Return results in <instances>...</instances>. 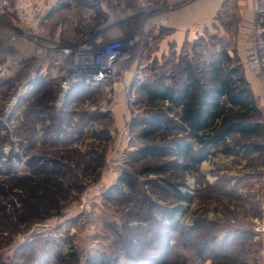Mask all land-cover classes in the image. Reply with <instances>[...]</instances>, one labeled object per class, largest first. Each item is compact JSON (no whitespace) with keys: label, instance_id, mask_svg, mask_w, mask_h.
<instances>
[{"label":"rangeland","instance_id":"374dc122","mask_svg":"<svg viewBox=\"0 0 264 264\" xmlns=\"http://www.w3.org/2000/svg\"><path fill=\"white\" fill-rule=\"evenodd\" d=\"M1 1L0 56L8 68L0 79V264H36V255L45 249L64 256L57 264H85L86 257L98 250L119 256L120 263L129 249L137 256L154 254L165 221L156 207L179 203L171 183L191 191L194 199L177 215L179 229L172 233L162 264H264L262 241L254 229L263 214L264 138H258L260 151L219 152L185 171L174 154L142 158L135 153L145 143L170 146L180 132H161L144 140L130 125L132 115L144 107L158 111L166 106L135 103L136 75L143 70V75L154 78L162 70L165 81L172 83L182 53L205 59L220 48H227L240 65L264 122V71L257 92L248 80L255 71L247 69L242 59L258 20L244 35L239 31L238 0H225L211 23L190 35L169 25L172 13L189 1L170 8L166 0H40L48 8L44 26L60 31L66 45H76L89 35L105 41L136 37L128 66L133 69L132 87L106 83L94 86L96 93L83 95L77 84L61 97L53 83L26 102L31 91L14 102L24 77L33 70L34 58L32 49L21 54L15 45L23 40L14 35L19 27L12 2ZM135 17L145 20L130 32ZM259 19L264 27V17ZM199 37L203 41L193 47L192 41ZM146 42L138 61L135 48ZM43 71L58 76L51 65ZM125 171L135 179L142 197L125 187L126 195L107 198L104 189L119 183ZM200 218L204 222L200 229L182 234ZM210 235L218 239L203 257L200 245Z\"/></svg>","mask_w":264,"mask_h":264},{"label":"trees","instance_id":"16d2710c","mask_svg":"<svg viewBox=\"0 0 264 264\" xmlns=\"http://www.w3.org/2000/svg\"><path fill=\"white\" fill-rule=\"evenodd\" d=\"M259 18L261 17H257L258 21H260ZM144 20V18L135 17L130 32L139 29ZM126 34L132 35V33ZM202 41L203 37H199L192 41L191 45L194 47ZM146 45L147 42L145 45L136 46L135 56L138 55V61ZM130 63L131 60L125 65L129 66ZM174 69L171 75L172 83L165 81L162 70L155 72L154 78L143 75V70L141 76L136 75L134 78L136 104L163 102L166 106L158 111L144 107L143 111L133 114L130 121L132 129L137 128L140 138L144 140H152L151 138L161 132L181 133L170 141L173 142L170 146L145 143L137 148L135 153L138 156L164 158L174 154L178 158L179 168L186 171L219 152L232 155L239 154L242 150L244 154H247L262 149L258 140V138H264V122L258 116L260 109L246 78L240 71V65L235 63L234 57L230 55L227 48L217 49L205 59H199L195 54L182 53ZM60 79V77L40 75L35 81L34 90L25 97L24 101L34 97L40 90L49 88L53 83L59 86ZM79 85L84 91L81 93L83 95L94 94L98 91L94 86H99L82 83ZM179 185V183H171L174 189L173 194L179 202L177 205L156 207L157 212L161 213L166 222L164 221L163 231L157 238L162 239V242L154 254L137 256L129 249L127 253H123L124 263H120L119 256H107L105 252L98 250L86 257L85 264H162L166 261L173 239L172 233L179 229L177 215L194 199L191 191H183ZM125 187L139 198L142 197L135 179L126 171L121 174L119 183L104 189V194L107 198L120 194L126 195ZM203 224V218H200L186 227L182 234L190 235L200 229ZM215 239H218L216 235H210L201 243L199 253L203 257L206 251L213 250ZM36 257L39 260L36 264H57L64 259L61 253L57 252L53 256L46 249Z\"/></svg>","mask_w":264,"mask_h":264},{"label":"built area","instance_id":"2783aa9c","mask_svg":"<svg viewBox=\"0 0 264 264\" xmlns=\"http://www.w3.org/2000/svg\"><path fill=\"white\" fill-rule=\"evenodd\" d=\"M19 27L14 35L33 47V70L26 74L13 101L32 92L35 81L45 73L46 65H51L58 71L60 77V96L63 97L77 84L104 85L121 87L129 90L132 87L133 69L125 64L133 57V46L136 37L118 38L105 41L101 36H87L76 45H66L62 42L60 31L52 32L44 26L48 8L40 0H10ZM190 0H166L170 8L185 4ZM0 0V12L2 6ZM248 45L244 49L242 59L245 67L251 71H264V27L257 21L252 25L247 37ZM7 64L0 56V78L7 72ZM129 119L126 120L124 137L128 142ZM94 193V192H91ZM93 195V194H92ZM263 214L255 225V231L262 241L261 258L264 262V202Z\"/></svg>","mask_w":264,"mask_h":264},{"label":"crops","instance_id":"0c3cea01","mask_svg":"<svg viewBox=\"0 0 264 264\" xmlns=\"http://www.w3.org/2000/svg\"><path fill=\"white\" fill-rule=\"evenodd\" d=\"M224 2L225 0H191L172 13L169 25H174L184 32L188 31L190 35L197 34L211 23ZM238 6L239 31L246 35L253 21L257 20L259 16L264 17V0H238ZM15 45L18 46L21 54H27L29 49H32L33 52L32 45L25 43V41H19ZM0 52L3 54V51ZM260 73L255 71L250 73L248 77L249 82L257 92L261 91L263 84Z\"/></svg>","mask_w":264,"mask_h":264}]
</instances>
